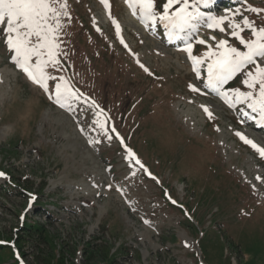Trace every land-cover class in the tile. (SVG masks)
I'll use <instances>...</instances> for the list:
<instances>
[{"label": "rangeland", "instance_id": "374dc122", "mask_svg": "<svg viewBox=\"0 0 264 264\" xmlns=\"http://www.w3.org/2000/svg\"><path fill=\"white\" fill-rule=\"evenodd\" d=\"M154 2L161 10L165 0ZM66 3L72 20L65 22L58 57L65 70L53 75H63L83 94L70 109L50 101L6 62L0 29L3 237L20 233L18 215L26 213L52 236V247L75 264H84L81 252L86 242L107 243L111 252L122 248L117 264H200L195 257L199 249L202 264H225V254L231 256V264H264V182L256 179L264 177V158L235 135L240 132L264 147V136L243 121L241 109H249L239 104L229 108L207 94L199 80L206 64L199 66L197 78L183 59V42L176 49L164 46L159 30L145 32L138 20L126 15L120 0H108V9L100 0ZM237 10V21L248 17L255 24L264 23V0H242L238 7L211 12L231 17ZM112 20L120 26L119 38ZM242 35L251 38L247 30ZM211 36L239 45L227 32L211 30L204 22L185 39L193 37L194 55L200 56L207 48L195 40L214 47ZM243 78L237 74L231 88L247 91ZM49 84L54 93V82ZM190 84L199 91L192 92ZM88 97L105 106V131L111 140L93 124L100 109L90 107ZM203 105L213 113L212 119ZM117 133L170 196L188 209L199 228L184 224V214L166 205L153 176L134 160L129 162L125 150H118ZM10 181L18 189L9 187ZM26 193L51 215L42 207L40 212L30 210ZM41 251L49 255V245L34 241L23 247L25 264H43ZM15 262L11 258L5 264Z\"/></svg>", "mask_w": 264, "mask_h": 264}, {"label": "snow or ice", "instance_id": "6c2138e0", "mask_svg": "<svg viewBox=\"0 0 264 264\" xmlns=\"http://www.w3.org/2000/svg\"><path fill=\"white\" fill-rule=\"evenodd\" d=\"M100 2L105 9L109 8L108 0H100ZM126 2L130 7L133 4L138 6L139 16L143 22L152 27L157 23L161 24L166 30L169 42L177 40L183 42L184 46L180 50L187 54L197 78L201 76L199 66L206 64L204 89L215 92L229 108L237 104L245 105L255 115L250 116L249 112L241 109L243 115L250 119L258 117L257 123L264 125V27H257L247 17H241L239 21L235 20L239 15L238 10L231 17H217L201 10L210 8L215 0H191V3L190 0H165L160 6L161 10H157L154 0H126ZM67 7L66 0H0V29L8 52L6 62L22 73L31 84L39 87L50 101L61 108L70 109L72 102L80 100L83 94L63 75H53V72L63 71L58 57L61 55L60 43L65 22L70 18ZM248 11L256 14L261 12L257 8H249ZM133 15H137L135 9ZM201 22L211 30L227 32L228 36L234 38L241 47L230 46L229 39L217 40L215 36H211L209 39L215 41L214 47L206 44L203 39H196L195 43L205 45L207 50L200 56L194 55L193 37L187 39L185 37L188 33H195ZM112 24L119 38L120 26L115 20H112ZM228 29L231 31L229 32ZM245 30L250 32L251 38H244L242 33ZM120 42L124 44L122 39ZM124 46L127 47L126 44ZM137 63L145 73L152 75L144 64L138 60ZM237 74L243 75L241 83L247 91H241L239 88L225 90V84ZM50 81L54 82V93L50 89ZM189 89L192 92L199 91L191 84ZM84 101L87 102V97H84ZM90 107L99 108L94 101L91 102ZM202 110L209 119L213 118V113L206 105L202 106ZM95 117L93 124L102 134L108 136L105 131L106 114L100 110L95 113ZM101 117L105 118L101 119ZM111 131L115 133V127ZM235 135L264 158V147L258 146L240 132H236ZM112 138L108 136L109 140ZM115 138L123 144L118 133ZM125 152L129 162L134 160L144 168L130 149L125 148ZM144 170L147 172V169ZM3 177L5 173L0 172V178ZM256 179L264 182V177L257 176ZM121 194L123 195L122 192ZM34 199L35 197H32V200ZM32 200L29 201V208L32 206ZM23 219L24 217L21 216V220ZM5 243L7 242L0 241V244ZM184 246L190 247L187 242H184ZM16 259L19 264H25L24 259L19 255Z\"/></svg>", "mask_w": 264, "mask_h": 264}, {"label": "trees", "instance_id": "16d2710c", "mask_svg": "<svg viewBox=\"0 0 264 264\" xmlns=\"http://www.w3.org/2000/svg\"><path fill=\"white\" fill-rule=\"evenodd\" d=\"M44 185V184H43ZM44 187H41V190H43ZM166 205L171 208L172 210H175L177 212H180V207H174L171 204L166 203ZM36 211L39 210L40 207H42V204L40 201L36 202L34 206ZM46 210V209H44ZM48 213H51V211L46 210ZM190 228H193L192 224H190L188 221L185 220V223ZM20 233L17 234L15 237H3L2 233L0 232V240H5L6 242H14V247L18 248L19 251L23 249L28 243L30 242H36L38 244H48L50 247V253L49 255H44L41 251L38 254H41V258L44 261L43 264H74L73 262H69L66 257L62 256L59 253V250L52 247L50 244L53 242L52 236L48 233V231L45 229L43 225H38V222H33V220H29V218L25 220V223L21 227ZM92 241V240H91ZM96 243V240L93 241ZM104 242H101L100 244L94 245L92 242H86L85 245L82 248V254H83V261L84 264H117L116 257L120 254H123L122 248L116 249L114 252H111V247H109L106 244H103ZM222 249L225 245H222ZM5 249L4 254H0V264H5L9 259H14V253L12 248L9 246L7 247H1L0 250ZM53 252V253H51ZM48 254V253H47ZM23 256V254L21 253ZM43 256V257H42ZM230 255L224 257L225 264H231L230 262ZM38 259V258H36ZM15 264H18L15 262Z\"/></svg>", "mask_w": 264, "mask_h": 264}, {"label": "bare ground", "instance_id": "6f19581e", "mask_svg": "<svg viewBox=\"0 0 264 264\" xmlns=\"http://www.w3.org/2000/svg\"><path fill=\"white\" fill-rule=\"evenodd\" d=\"M118 130V129H117ZM120 132V131H119ZM261 160V159H260ZM262 162V161H261Z\"/></svg>", "mask_w": 264, "mask_h": 264}]
</instances>
